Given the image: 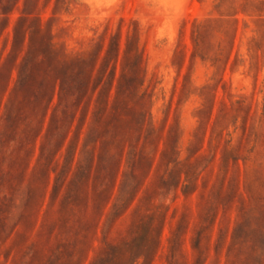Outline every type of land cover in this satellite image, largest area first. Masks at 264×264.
Here are the masks:
<instances>
[{
  "label": "rangeland",
  "instance_id": "374dc122",
  "mask_svg": "<svg viewBox=\"0 0 264 264\" xmlns=\"http://www.w3.org/2000/svg\"><path fill=\"white\" fill-rule=\"evenodd\" d=\"M0 264H264V0H0Z\"/></svg>",
  "mask_w": 264,
  "mask_h": 264
},
{
  "label": "trees",
  "instance_id": "16d2710c",
  "mask_svg": "<svg viewBox=\"0 0 264 264\" xmlns=\"http://www.w3.org/2000/svg\"><path fill=\"white\" fill-rule=\"evenodd\" d=\"M9 101H11V94H9V96H8V103H9Z\"/></svg>",
  "mask_w": 264,
  "mask_h": 264
}]
</instances>
